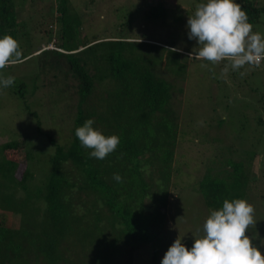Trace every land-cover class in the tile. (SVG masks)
Here are the masks:
<instances>
[{"label": "trees", "instance_id": "trees-1", "mask_svg": "<svg viewBox=\"0 0 264 264\" xmlns=\"http://www.w3.org/2000/svg\"><path fill=\"white\" fill-rule=\"evenodd\" d=\"M16 1L19 5L24 0H0V38L9 35L18 41L22 62L0 69V77L15 78L7 88L25 117L35 119L34 139L44 141L37 142L44 157L38 167L29 168L34 157L28 153V136L0 141V264H114L119 244L147 243L167 229L166 212L180 190L176 176L187 165L176 161L175 154L186 133L172 103L176 84L157 72L163 62L169 71L184 69L174 57L180 53L160 47L168 52L161 55L158 45L124 34L87 39L82 34L84 15L69 0H55V5L52 0L45 11L50 28L23 45ZM235 2L249 23H260L264 0ZM43 9L38 8L39 15ZM54 38V49L41 48ZM40 89L42 98L37 96V110L32 111L31 97ZM259 100L261 129L264 90ZM38 112H44L43 119ZM90 118L94 129L120 138L118 148L103 160L90 157L91 150L75 136L76 128ZM55 131L60 136H53ZM212 137L221 143L219 133ZM220 147L215 146L210 160L221 172L207 169L195 182L209 211L221 209L225 199L247 200L252 189H264V158L261 174L253 173L258 152L245 151L236 160ZM20 151L23 171L13 159ZM114 173L122 182L113 179ZM17 192L22 200L33 199L35 215L18 201ZM16 206L24 212L25 226L19 228L8 223V212Z\"/></svg>", "mask_w": 264, "mask_h": 264}, {"label": "rangeland", "instance_id": "rangeland-1", "mask_svg": "<svg viewBox=\"0 0 264 264\" xmlns=\"http://www.w3.org/2000/svg\"><path fill=\"white\" fill-rule=\"evenodd\" d=\"M51 1L24 0L19 5L16 1L17 11L20 9L17 15L20 23L18 38H21L23 45L32 41L41 29L50 28L51 20L45 11L47 13L49 10ZM69 1L81 11V15H84L85 26L82 28V34L84 33L87 39L94 35L110 37L124 34L132 39L145 38L149 43L158 45L157 52L161 55L168 52L160 47L182 49L177 51L180 54H174V57L179 58L184 69L179 72V69L175 67L172 69L174 73L165 69L166 65L163 62L157 70L159 75L176 84L177 89L181 88V91L174 89L172 101L180 117V129L186 133L180 136L181 144L175 154L176 161L182 163L183 167L187 165L185 171L176 176L177 187L180 190L176 191L178 193L166 212L165 228L167 229L156 239L147 243L137 246L119 244V256L114 263L161 264L165 252L177 237L182 238V243L187 248H191L193 240L203 236V224L211 211L204 208L200 194L196 191L195 182L197 180L198 183L199 174L201 176L206 174L207 169H212L209 171L211 174L221 172L219 167L213 169L214 166L210 160L215 146L218 148L221 145L220 148L228 154V157L235 154L236 160H239L240 155L245 151L258 152L253 173L256 176L261 174L263 165L260 161L264 158V124L261 129L258 128L257 109L261 103L260 94L264 90V61L259 67L245 65L238 71L229 70L224 75L222 70L227 62L213 65L208 61L195 58L198 45L195 40L188 39L187 19L194 14L196 5L206 0ZM53 3L55 5V0ZM40 6L45 9L41 15L38 14ZM52 21L54 22V19ZM36 25L38 27H34ZM52 25L54 28L53 23ZM252 31L264 36V14L260 16V23L253 25ZM57 43L58 40L54 38L51 43L41 48L54 49ZM192 53L193 56H190ZM201 64H207L208 67L202 68ZM241 72L246 74L241 75ZM49 79L52 80L50 75ZM43 90L40 89L35 96L31 97L32 111L37 110L34 104L38 102L37 96L42 98ZM42 103L44 105L45 101ZM42 107L41 109L45 108V106ZM38 113L43 116V119L44 112ZM25 115L19 100L11 94L9 88L0 84V141L17 139L20 134L24 137L28 136V153H32L34 157L28 163V167L36 168L42 163L44 157L43 154H38L40 145L37 142L43 144L44 141L35 140L36 134L32 125L35 119ZM216 133H219L221 143L213 140L212 134ZM52 135L60 136L58 131L53 132ZM58 142L61 143V140ZM13 159L18 160L19 169L23 171L24 153L20 151L19 154H14ZM6 192L10 195L9 191ZM248 193L245 201L254 207L256 225L255 228L250 226L246 235L254 233L249 237L264 255V198L260 197L264 189L258 188L257 192L252 189ZM1 194L6 196V193L1 192ZM16 197H20L19 202L22 200L21 193L17 192ZM32 201L31 197H27L22 200V203H24L23 206H27V209L31 207L32 210H28L31 215H35L37 209L34 208ZM14 209L8 212L9 225L17 228L25 226L24 212L18 206Z\"/></svg>", "mask_w": 264, "mask_h": 264}, {"label": "clouds", "instance_id": "clouds-1", "mask_svg": "<svg viewBox=\"0 0 264 264\" xmlns=\"http://www.w3.org/2000/svg\"><path fill=\"white\" fill-rule=\"evenodd\" d=\"M189 40H195V58L213 65L224 64L222 74L238 71L245 65L259 67L264 61V36L252 31L246 11L235 0H206L196 5L186 25ZM171 51H182L172 48ZM193 56V53L190 54ZM22 62V51L16 39L9 35L0 38V69ZM207 68V64H201ZM211 71V69H209ZM245 75V72H241ZM14 77L0 79L3 87L14 83ZM94 119H87L76 128L80 145L91 150L89 155L99 160L112 154L120 144L116 135L105 136L94 129ZM113 179L123 178L113 174ZM254 207L243 199L223 201L219 210L211 211L203 224V236L193 240L191 248L177 237L165 252L161 264H264V255L252 243L246 232L254 227Z\"/></svg>", "mask_w": 264, "mask_h": 264}]
</instances>
